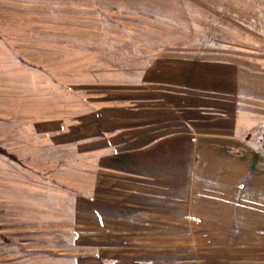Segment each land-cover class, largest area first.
Listing matches in <instances>:
<instances>
[{
    "label": "crops",
    "instance_id": "obj_1",
    "mask_svg": "<svg viewBox=\"0 0 264 264\" xmlns=\"http://www.w3.org/2000/svg\"><path fill=\"white\" fill-rule=\"evenodd\" d=\"M225 1L213 2L247 21L231 49L191 55L154 41L160 49L132 70L120 56L104 61L126 41L71 26V46L108 49L91 51L92 65L65 84L46 66L64 45L62 26L15 23L0 8V146L19 158L0 156V206H54L43 218L54 223L44 227L50 246L68 243L70 218L73 264H264V0ZM83 210L94 224L86 233H106L107 257H79ZM130 218L150 228L119 229L135 240L117 243L112 224Z\"/></svg>",
    "mask_w": 264,
    "mask_h": 264
},
{
    "label": "rangeland",
    "instance_id": "obj_2",
    "mask_svg": "<svg viewBox=\"0 0 264 264\" xmlns=\"http://www.w3.org/2000/svg\"><path fill=\"white\" fill-rule=\"evenodd\" d=\"M213 1L0 0V8L7 6L9 21L15 23H29L34 26L44 23L49 26H56V28L59 25L62 26L64 45L58 48L60 54L58 52L55 54L53 48L48 53L46 52L48 54L46 66L48 69H52L56 65L58 68L56 70L62 72L65 84L66 81H73L69 77L70 75L84 72L89 65H92L87 63L90 59L89 56L93 54L91 51L94 52L98 49L104 56L108 49L71 46L70 42L67 41L72 38L70 36L72 33L71 26L75 28L78 25H82V27L83 25H89L90 28L99 29L93 30L92 36H88V38H109L126 41L125 45L111 47L108 53L111 56L106 55L104 61L107 65L116 66L119 62L116 58L120 56V62L122 63V60H124L127 67L130 68L128 70H132L138 60L141 62L143 59V62H146L150 59L152 50L160 49L151 46L154 41L160 43L168 41L174 44L172 49L184 51L186 54L191 55H201L215 49L219 51L231 49L234 41L231 34L238 27L244 26L247 28L244 25L247 21L244 17L234 13H225V11H234V8H216ZM223 5L230 6V3L224 0ZM0 156H3L6 162H12V165L13 160L19 161L18 156L10 153L2 146H0ZM72 161L73 163L77 162V160ZM20 163V166L23 167V162L20 161ZM1 164L2 162H0V166ZM6 165V163L2 164L4 167H7ZM80 165L84 166L82 163ZM28 169L26 168L24 176L35 179L33 172L36 170ZM69 176L73 177L70 173L64 175L66 178H69ZM11 177L13 178L14 175ZM75 179L84 184L90 181L89 176L82 174L76 176ZM9 183L12 184V181H9ZM21 187H24V185L22 184L19 188ZM74 209L73 206L63 207L62 212L63 214H70L72 210L74 213ZM148 209L143 207L140 210L139 208L129 207L124 208L123 212L129 215L132 214V216L135 211L137 213L141 212L143 218H145L149 214ZM81 212L82 215L76 221L80 231L79 257L87 256L86 254L92 253V251L95 257H107L103 254L104 251L99 249L106 240V233L90 231L92 234H87L86 231L90 230L89 228H94V224H91L92 218H87L84 210ZM54 214V206L29 205L15 208L0 206V264H73L77 256L70 254V251H66L65 248L71 246L69 234L73 233L74 237L75 224L73 223L71 230L70 218H64L62 233L64 238H68V243L65 241L60 243L58 240L57 244L59 246L57 244L50 246L54 243L51 240L54 238V233L49 229H44V227L54 228V223L47 222L52 221L51 217ZM43 218H47L46 223ZM130 219L124 224H112L113 228L117 230L114 233L117 243L127 242L128 245H133L132 242L135 240L133 235L121 234L122 231H119V229L133 232L136 227L143 230L150 228L142 222L135 223L134 218ZM108 235L109 233H107ZM61 246L63 247L61 248Z\"/></svg>",
    "mask_w": 264,
    "mask_h": 264
}]
</instances>
